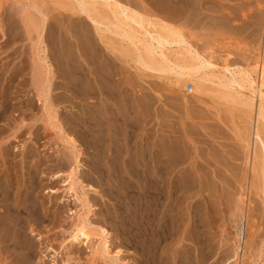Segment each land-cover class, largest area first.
I'll list each match as a JSON object with an SVG mask.
<instances>
[{
	"label": "rangeland",
	"instance_id": "1",
	"mask_svg": "<svg viewBox=\"0 0 264 264\" xmlns=\"http://www.w3.org/2000/svg\"><path fill=\"white\" fill-rule=\"evenodd\" d=\"M30 1L0 0V92L6 91V96L12 98L11 103L6 100L7 107L13 104L0 121V175L15 173L11 180L14 186L18 183L21 191L31 180V174L32 180L36 179L35 186L38 184L34 192L40 207L38 215H23L27 227L23 236L34 243L29 264H90L95 239L92 245L70 244L68 240L74 211L80 206L63 189L62 180L72 162L70 151L60 140L54 122L43 115L32 82L31 63L37 39L33 28L41 15L30 7ZM36 1L45 14L43 45L53 72L50 99L55 118L64 133L75 137L79 145L80 135L73 126L79 122L78 116L85 122L82 129H87L91 143L84 141L88 146H80L78 176L91 204L92 213L87 217L108 230L112 243L109 251H118L117 264H148L143 261L139 238L133 239V234L137 235L136 209H142L143 203L139 184L127 175V170L141 169L150 158L159 159L165 170L175 159H183L179 169L186 179L193 181L192 191L202 189L192 199L184 194L183 205H202L206 198L212 207L213 228L206 236L213 251H205L207 259L203 260L201 252L185 242L192 249V264H264V121H257L256 97L253 105H248L229 101L217 91H196L190 79L180 82L173 72L150 70L138 63L135 45L120 36L122 26L110 32L101 25L98 33L86 17L58 0ZM71 1L76 4V0ZM118 1L173 28L217 67L224 62L238 64L247 67L256 78L258 67L264 65V0ZM96 13L105 23L114 20L101 5ZM167 48L173 50L177 46ZM156 67H162L160 60ZM91 144L94 145L90 148ZM127 186H132L128 194ZM210 193L216 197L210 198ZM242 211L244 217L240 219ZM238 223L244 230L245 248L241 251L235 250ZM30 227L36 228L30 231ZM165 243L160 245L166 249L160 263L178 264L180 260L186 264L184 251H173L171 243ZM12 257L0 251V264L14 263ZM94 263L114 264L99 258Z\"/></svg>",
	"mask_w": 264,
	"mask_h": 264
},
{
	"label": "bare ground",
	"instance_id": "2",
	"mask_svg": "<svg viewBox=\"0 0 264 264\" xmlns=\"http://www.w3.org/2000/svg\"><path fill=\"white\" fill-rule=\"evenodd\" d=\"M58 2L61 5H65L71 9H74V11H77L79 14L86 17L93 24L94 29L98 33H99V31L102 30L100 27L101 25H103L104 28L110 32L114 31L112 29H116L119 26H122L123 31L120 34L121 38L124 40H127V41L131 42L133 45H135V48L137 49L136 61L147 69L158 71V72H173L175 74L176 79L179 80L180 82H184L186 79H190L192 81L196 91L200 90V91H202L201 93H203V91H204V93H207V91L208 92H210V91L216 92L217 91L218 93H220V95L222 97L228 99L229 101H235V102L242 103V104L253 105V103H254L253 97H256L257 102L255 103V107H256V111H257V121H258V118L261 119L262 121H264V65H261L258 67L256 78L251 76V72L247 67H243V66L238 65V64L228 65L227 63L224 62V63H222L221 66L217 67L218 65L216 66L214 63L211 62V60L209 58H207L205 55L199 53L196 50V48L192 47L191 44L187 41V39L185 37H183L180 33H178L176 30H174L173 28H170L166 24L154 22L153 20L148 19L147 17L143 16L142 14H139L138 12H136L134 9H132L128 5L122 4L118 0H76L75 5L72 3L71 0H58ZM211 4L214 5V3H211ZM99 5L105 7L107 10H109L111 17L114 19L113 21L108 20L105 23L101 20V18L96 13L97 6H99ZM30 7H32L34 10H36L38 12V14L41 15V16L39 15L40 20L38 22V25H36L33 28L34 31L37 32V34H36L37 39H36V43H35L36 49L34 52L35 58L32 60L33 64L31 63V65H33V66L30 65L31 67H33L32 70L30 69L31 70L30 73H32L31 76L33 77V79H32V77H30V78L32 79L33 84L36 85L35 88L37 91V101L40 104L41 109L43 110V113H44L43 115L46 116V118L48 120L54 122V124H52V125L54 126V128L57 129L58 136H59L60 140L64 144L67 145L68 150L70 151V156L72 158V162H71V166H70L69 170L67 171V173H65V176L63 177V180H62V182L64 183L63 189H64L65 194L66 195L67 194L72 195L73 198L75 199V201L80 206V208L78 210L74 211V216H73L74 220L72 222L70 231H68L69 232V234H68L69 243L73 244V243L83 242L85 244H87V243L91 244V242L94 238L95 240L93 242V248H92V251L90 254V260H91L90 264H95L94 261L96 262V258H99L101 260L109 259L114 264H117L118 251H114V252L109 251L110 244L112 245V243H110V234H109L108 230L103 228L104 226L101 227V226L95 225L94 223L89 221V219L87 217L89 213H92L91 204L87 200L86 192L84 191L83 186L81 185V180H80L81 177L79 179V176H78V174L80 173L79 170H80V166H81L80 165V159L82 157V150H81L80 146L85 144L84 141L90 142L89 141L90 140L89 139L90 134L89 135L86 134L87 133V131L85 132L86 128L82 129V125L85 122L83 123V120L78 116L77 119H79V122L74 123L73 127H75L74 130L79 133L78 135H80V136H78L76 134L80 138L79 139L80 145H79V143H77V141H76L77 139L75 137L74 138L76 140L74 138H72L73 136H69V134L64 133L63 129L61 128V126L58 123V120L55 118L56 117L55 113H54L55 108L53 107V104H52L53 101H51V99H50L51 84H52L51 79L53 77V72H52V68H51V65H50V62L48 59L49 56H48L47 50H46L45 46L43 45V33L45 31V23H44L45 22V14L40 10V7L38 6L36 0H32ZM203 7H204V5H203ZM205 7H208V9L211 8V7H209V5H206ZM88 20H86V21H88ZM229 21H231L230 18H229ZM257 22H259V21H257ZM224 23H225V21H224ZM252 23H253V21H252ZM173 45L177 46V48L173 49V50H169L170 48L169 49L167 48L168 46H173ZM157 60L161 61L162 67H156ZM5 92H4V90L3 91L1 90V92H0V121L1 120L3 121V119H5V117H4L5 114L8 113L9 111H11V106L13 105L12 104V105H10V107H7L8 101H6V100L10 101L12 98L10 96H9L10 98L7 97L8 95ZM8 92L10 93V91H8ZM11 96H13V95H11ZM125 96L126 95H124V98H125ZM81 97H82V95H81ZM126 97H128V96H126ZM10 103H11V101H10ZM30 103H31V101H30ZM7 108H10V110L8 109V112H6ZM51 112L54 113V116H51ZM78 113H82V112H78ZM71 122L73 123V121H71ZM1 127H3V126L0 125V131H2ZM4 130H5V128H4ZM255 130H257V128ZM84 132H85V134H84ZM85 135L86 136L88 135L87 136L88 138H86ZM256 136H257V134H256ZM2 139L3 138L0 137V144L3 142ZM174 143H175V141H174ZM85 145L88 146V144H85ZM93 145L94 144H91L90 148ZM171 145H173V144H171ZM165 146L167 147L168 145H165ZM262 148H264V147H262ZM145 149H147V148H145ZM168 149L171 150L173 148H168ZM14 151H15V145H14ZM166 151H167V149H166ZM153 153H154V151H153ZM106 154H107V152H106ZM173 157H174V154H173ZM181 160H183V159H181ZM181 160L175 159L174 161H172L169 170H165L166 168L165 167L163 168L161 166V164H163V163H160L161 161L159 159H155V158H152V159L150 158L147 162L145 161V164L149 165V167H146V166H144L145 164L144 165L142 164L143 165V167L141 166L142 168L139 166L141 169H135V168L129 169V168H127V169H129V170H127V173H128L127 175H130L139 184V194H140L141 199H142L141 203H143L142 204L143 210L139 208V211L142 210V211H140L141 213L138 211V209H136V212H137L136 214H138L137 215L138 218L135 216L136 214L133 213L134 219L137 218V220H136L137 222L135 224V225H137V229H136L137 235L133 234L134 235L133 239L139 238V241L137 242V240H136V242L139 244L141 255L145 258V260H143V259H141V260H143L145 263L148 262V264H162L160 262L164 261V260L162 261L161 259L164 255L166 249H162L160 247V245L161 244L165 245L166 244L165 242L167 240H168V242L171 243L170 246H173V251H179L178 249H182V251H184V254H185L184 257H185V260H187L186 264H192L193 262H191V260H190V258H191L190 251H192V249L185 242L191 243L195 247V251L201 252V254H202L201 257L203 258V260L206 258L205 251H211L212 250V246L208 243L207 236H206V232L209 229H211V227L213 228V226H212L213 222L211 220V218L213 216V213H211L212 207L210 206V202L205 201L206 198L202 202V205H192L191 207H187V205L186 206L183 205V203L185 201L184 194H189L187 198L192 199L193 197L198 196V194H201L202 189L199 188L197 191H195V190L192 191L193 187L195 185L193 184V181L189 178L190 175H188V178H189V180H188L184 177V175H185V174H183L184 172H182V171L180 172L179 165H182V163H183V162H181ZM262 161H264V160H262ZM262 165H264V163H262ZM96 167H98V166H96ZM96 167L94 169H97ZM186 169L184 168V171ZM99 170L100 169H98V171ZM185 172H187V171H185ZM13 174H15V173H13ZM13 174H11V175H13ZM174 174L176 175L175 179L177 178L178 180L177 179L176 180L178 182L173 178L174 176H171ZM11 175L9 173L5 174L3 177H1V175H0V251H6L7 254L9 253L10 255L13 256L12 260H14V263H12V264H29L32 260L31 259L32 258L31 251H33V249H34V243H33L32 239H27L30 237L25 238L26 235H25V237L23 236L24 235L23 229L27 228V227H25L26 226L25 225L26 220L25 221L23 220V215L25 212L30 213V215H33L34 218L37 217L36 215H38L37 212L39 211L40 207L34 198V192L37 190L38 184H37V186H35L36 184L34 182L36 181V179L34 178L35 181H33L31 178L33 176L31 174V177H30L31 180L27 183L25 188L23 187L24 188L23 190H25V191H23V190L21 191V190H19L18 183H16L17 184L16 186L13 185V182L11 180V178H12ZM117 175H118V173H117ZM183 179H186V180H183ZM116 181H119V179H116ZM126 181H128V180H126ZM129 181H131V180H129ZM124 184H126V183H124ZM126 185H129V184L127 183ZM130 185H132V184H130ZM124 186L125 185H123V187ZM131 187L127 186V188L125 190L127 192V194L129 193L128 191H131L129 189ZM119 189H121V188H119ZM124 189H125V187H124ZM130 193H132V192H130ZM112 195H114V194L112 193ZM131 195H130V197H131ZM209 196L211 198L214 195L212 193H210ZM135 197H137V196H135ZM214 197H216V196H214ZM89 198H90V196H89ZM112 198H114V197H112ZM131 199H129V196H128V201H130ZM137 199H139V197ZM112 200H114V199H112ZM210 200H212V199H210ZM114 201L116 202V200H114ZM134 201L136 204L135 199H134ZM139 201H138V204H141ZM123 202H124V200H123ZM120 203H121V201H120ZM192 203L194 204V202H192ZM135 204H134V206H135ZM138 204H137V208H138ZM134 208H136V206ZM200 212H202V215H200ZM210 213L212 214V216H210ZM239 213L241 214L239 218L242 219L244 217V215H243L244 213H243V211H242V213L241 212H239ZM124 214L126 215V213H124ZM27 215L28 214H26V216ZM30 215H28V216H30ZM123 218H125V217H123ZM134 222H135V220H134ZM239 222H241V221H239ZM244 222H246V221H244ZM128 223H130V222H128ZM35 226H36V224H35ZM236 226H238L239 229H236L237 227L235 228V230L237 231L236 232L237 244H236L235 250L237 251L239 248V251H241L245 248L244 244H243V238L244 237H243V233H242V231L244 232V230L241 231V229H242L241 224L239 225V223H238V225H236ZM123 227H126V226H123ZM34 229L32 227H30L29 230L33 231ZM124 229H127V228H124ZM243 229H245V226ZM132 236H130V237H132ZM129 240H131V239H129ZM134 240H133V242H134ZM245 241L247 242V240H245ZM130 243H131V241H130ZM138 244L135 243V245H137V246H138ZM137 250L139 251V249H137ZM181 252H179V253H181ZM138 255H140V254H138ZM181 260H183V259H181ZM179 261H178V264H180ZM174 262H175V260H174ZM180 262H181V264L184 263L182 261H180ZM6 263H7V260H6ZM175 264H177V262Z\"/></svg>",
	"mask_w": 264,
	"mask_h": 264
},
{
	"label": "built area",
	"instance_id": "3",
	"mask_svg": "<svg viewBox=\"0 0 264 264\" xmlns=\"http://www.w3.org/2000/svg\"><path fill=\"white\" fill-rule=\"evenodd\" d=\"M191 88V85H188V89H190Z\"/></svg>",
	"mask_w": 264,
	"mask_h": 264
}]
</instances>
